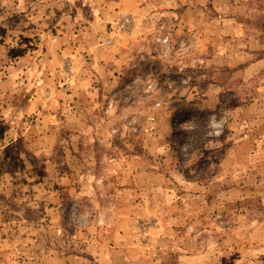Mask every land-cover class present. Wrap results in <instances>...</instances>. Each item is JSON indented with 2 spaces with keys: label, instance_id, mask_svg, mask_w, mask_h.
Wrapping results in <instances>:
<instances>
[{
  "label": "rangeland",
  "instance_id": "1",
  "mask_svg": "<svg viewBox=\"0 0 264 264\" xmlns=\"http://www.w3.org/2000/svg\"><path fill=\"white\" fill-rule=\"evenodd\" d=\"M0 264H264V0H0Z\"/></svg>",
  "mask_w": 264,
  "mask_h": 264
},
{
  "label": "crops",
  "instance_id": "2",
  "mask_svg": "<svg viewBox=\"0 0 264 264\" xmlns=\"http://www.w3.org/2000/svg\"><path fill=\"white\" fill-rule=\"evenodd\" d=\"M112 251H110V250H108V253H109V255H112V253H111Z\"/></svg>",
  "mask_w": 264,
  "mask_h": 264
},
{
  "label": "built area",
  "instance_id": "3",
  "mask_svg": "<svg viewBox=\"0 0 264 264\" xmlns=\"http://www.w3.org/2000/svg\"><path fill=\"white\" fill-rule=\"evenodd\" d=\"M126 20H127V18H126Z\"/></svg>",
  "mask_w": 264,
  "mask_h": 264
}]
</instances>
